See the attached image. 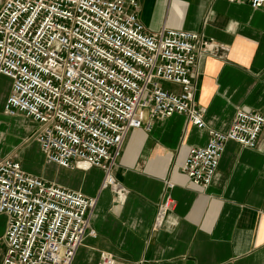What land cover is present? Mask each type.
I'll list each match as a JSON object with an SVG mask.
<instances>
[{
	"label": "built area",
	"instance_id": "2783aa9c",
	"mask_svg": "<svg viewBox=\"0 0 264 264\" xmlns=\"http://www.w3.org/2000/svg\"><path fill=\"white\" fill-rule=\"evenodd\" d=\"M264 8V0H219ZM138 0H5L0 5V76L11 82L3 112L35 123L31 138L46 163L103 173L102 190L121 186L113 173L132 130L182 115L206 129L196 106L192 69L198 34L162 28L148 32ZM164 84L179 91L165 89ZM264 116L238 110L225 132L209 131L191 147L182 169L206 188L227 143L254 149ZM117 194V193H116ZM119 195L117 194V197ZM97 199L24 172L14 157L0 160V215L7 220L0 264H72L86 238ZM167 197L154 229L170 209ZM97 264H117L101 254Z\"/></svg>",
	"mask_w": 264,
	"mask_h": 264
},
{
	"label": "crops",
	"instance_id": "0c3cea01",
	"mask_svg": "<svg viewBox=\"0 0 264 264\" xmlns=\"http://www.w3.org/2000/svg\"><path fill=\"white\" fill-rule=\"evenodd\" d=\"M138 1L148 32H193L211 45L199 47L192 69L207 128L173 115L150 131H130L113 173L126 198L119 202L101 189L100 170L46 163L31 138L35 123L4 114L11 82L0 76V160L14 157L24 172L97 199L90 218L96 237L85 239L72 264H97L103 253L117 264H264V127L254 149L225 145L208 187L193 185L182 169L189 149L205 146L210 130L227 131L238 110L264 116V8L219 0ZM167 197L170 209L154 229ZM6 224L0 215V262Z\"/></svg>",
	"mask_w": 264,
	"mask_h": 264
},
{
	"label": "bare ground",
	"instance_id": "6f19581e",
	"mask_svg": "<svg viewBox=\"0 0 264 264\" xmlns=\"http://www.w3.org/2000/svg\"><path fill=\"white\" fill-rule=\"evenodd\" d=\"M114 190L119 195L118 196V201L119 202H124V199H126V198L124 197V189L122 188V186H118Z\"/></svg>",
	"mask_w": 264,
	"mask_h": 264
},
{
	"label": "rangeland",
	"instance_id": "374dc122",
	"mask_svg": "<svg viewBox=\"0 0 264 264\" xmlns=\"http://www.w3.org/2000/svg\"><path fill=\"white\" fill-rule=\"evenodd\" d=\"M115 198H117V194L111 191Z\"/></svg>",
	"mask_w": 264,
	"mask_h": 264
}]
</instances>
